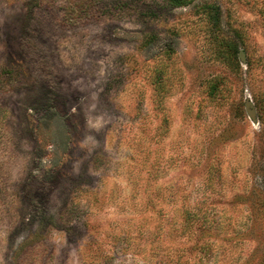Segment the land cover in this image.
<instances>
[{
  "label": "rangeland",
  "instance_id": "374dc122",
  "mask_svg": "<svg viewBox=\"0 0 264 264\" xmlns=\"http://www.w3.org/2000/svg\"><path fill=\"white\" fill-rule=\"evenodd\" d=\"M181 1L0 0V264H264V0Z\"/></svg>",
  "mask_w": 264,
  "mask_h": 264
},
{
  "label": "water",
  "instance_id": "95a60500",
  "mask_svg": "<svg viewBox=\"0 0 264 264\" xmlns=\"http://www.w3.org/2000/svg\"><path fill=\"white\" fill-rule=\"evenodd\" d=\"M244 106H245L246 112H247L248 116L250 117V119L252 121H256L257 120V118H256V111H255V108H254L251 100L246 99Z\"/></svg>",
  "mask_w": 264,
  "mask_h": 264
},
{
  "label": "trees",
  "instance_id": "16d2710c",
  "mask_svg": "<svg viewBox=\"0 0 264 264\" xmlns=\"http://www.w3.org/2000/svg\"><path fill=\"white\" fill-rule=\"evenodd\" d=\"M191 0H182L181 2H177V3H180V4H182V3H188V2H190ZM213 17H215V14H213ZM168 49H170V48H168ZM171 51H168V53H170Z\"/></svg>",
  "mask_w": 264,
  "mask_h": 264
}]
</instances>
